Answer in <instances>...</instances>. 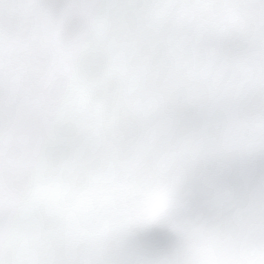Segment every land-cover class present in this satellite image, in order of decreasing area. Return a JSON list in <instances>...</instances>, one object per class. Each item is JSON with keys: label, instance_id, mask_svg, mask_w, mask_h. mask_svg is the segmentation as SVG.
<instances>
[{"label": "snow or ice", "instance_id": "1", "mask_svg": "<svg viewBox=\"0 0 264 264\" xmlns=\"http://www.w3.org/2000/svg\"><path fill=\"white\" fill-rule=\"evenodd\" d=\"M0 264H264V0H0Z\"/></svg>", "mask_w": 264, "mask_h": 264}]
</instances>
